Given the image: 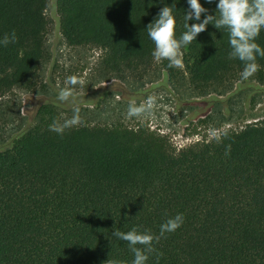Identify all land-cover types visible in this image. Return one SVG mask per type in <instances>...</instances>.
Segmentation results:
<instances>
[{"label":"trees","instance_id":"obj_1","mask_svg":"<svg viewBox=\"0 0 264 264\" xmlns=\"http://www.w3.org/2000/svg\"><path fill=\"white\" fill-rule=\"evenodd\" d=\"M200 3L209 10L201 20L216 14L218 0ZM48 4L0 0V40L13 30L17 36L0 44L2 119L13 121L15 92L35 95L43 87ZM172 4L179 37L187 0H57L56 7L67 47L102 51L97 83L106 97L124 98V85L143 86L163 71L174 88L186 87L221 113L256 91L253 82L264 83V57L242 79L244 64L229 58L228 31L212 24L182 49L181 67L157 62L146 28ZM256 42L264 48V31ZM106 105L75 106L80 123L58 134L49 125L71 118L74 106L39 98L24 110L25 129L1 130L9 147L0 151V264H131L128 242L113 232L136 227L159 235L177 214L182 226L153 241L146 264H264V121L176 150L143 128L109 122Z\"/></svg>","mask_w":264,"mask_h":264},{"label":"rangeland","instance_id":"obj_2","mask_svg":"<svg viewBox=\"0 0 264 264\" xmlns=\"http://www.w3.org/2000/svg\"><path fill=\"white\" fill-rule=\"evenodd\" d=\"M56 3L57 0H49L46 9V18L49 22L47 44L51 58L45 69L43 87L35 95L17 91L12 98L10 97L9 106L13 112L11 120L14 122L0 117V142L4 140L0 145V151H5L9 147L8 144H4L7 136L3 132L11 134L17 129H25L24 110L38 103L39 98L45 103L54 101L65 109L82 106L93 110L98 103L106 102V107L102 108L108 112L109 122L120 121L125 127L134 130L143 128L164 137L176 150L187 148L199 141L211 140L228 129L238 130L245 125L264 121V83L258 82H253L256 91H246L240 99L231 101L226 111L223 110L224 113L220 111L223 114L210 111L207 106L201 104L202 99L195 98L186 87L174 88L163 71L159 79L146 82L143 86L124 85V98L113 95L106 97L104 95L106 92L99 89L101 84L97 83L99 81L97 68L102 51L69 48L65 45ZM71 75H76L84 83L74 86V100L61 102L57 99L58 92L60 88L65 87V81ZM149 96L156 97V104L150 113L140 117L127 115L130 102L135 101L139 105ZM219 99L225 101L226 97ZM228 120L229 122L222 125Z\"/></svg>","mask_w":264,"mask_h":264},{"label":"clouds","instance_id":"obj_3","mask_svg":"<svg viewBox=\"0 0 264 264\" xmlns=\"http://www.w3.org/2000/svg\"><path fill=\"white\" fill-rule=\"evenodd\" d=\"M212 3L213 0H206ZM189 10L184 15L186 31L179 37L176 35L177 20L174 15L175 4L171 6L165 5L161 8L153 22L147 25V33L151 41L154 43L152 56L157 62L167 60L169 67L182 66V49L196 40L197 36L212 24L217 29L224 28L229 34V44L231 51L230 59H238L244 64L241 73L242 79H248L259 70L257 56L264 57V48L256 41L264 31V0H218L215 15H205L201 20L202 14L208 13L200 0H187ZM218 13V15H217ZM195 20V23L189 24V21ZM17 36L15 31L5 34L0 40V44L5 47L9 43H15ZM84 81L78 79L76 75L67 77L65 87L60 88L57 99L61 102H68L75 99L74 86L83 85ZM156 104V97L149 96L145 101L137 105L132 101L128 105L127 115L129 117H140L148 114ZM80 109L73 108V116L65 119L63 123L56 120L49 125V129L58 134H63L65 129L76 126L80 123ZM184 221L183 214H177L173 218H169L160 226L159 235H153L150 231H139L133 227L128 232L114 231L113 235L120 240L129 244L134 259L131 264H146L149 255L155 251L153 241L159 242L165 233H171L182 226ZM142 245L143 248L137 247ZM104 264H124L123 261L117 259H107Z\"/></svg>","mask_w":264,"mask_h":264}]
</instances>
